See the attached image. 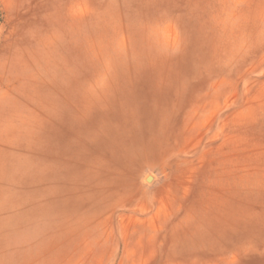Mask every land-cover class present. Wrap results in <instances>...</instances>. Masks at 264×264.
<instances>
[{"label": "rangeland", "instance_id": "rangeland-1", "mask_svg": "<svg viewBox=\"0 0 264 264\" xmlns=\"http://www.w3.org/2000/svg\"><path fill=\"white\" fill-rule=\"evenodd\" d=\"M0 264H264V0H0Z\"/></svg>", "mask_w": 264, "mask_h": 264}]
</instances>
